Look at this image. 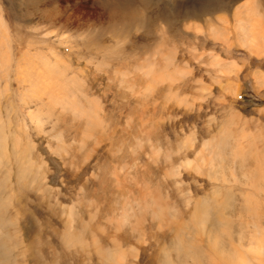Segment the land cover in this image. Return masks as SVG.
<instances>
[{
    "label": "rangeland",
    "instance_id": "374dc122",
    "mask_svg": "<svg viewBox=\"0 0 264 264\" xmlns=\"http://www.w3.org/2000/svg\"><path fill=\"white\" fill-rule=\"evenodd\" d=\"M0 264H264V0H0Z\"/></svg>",
    "mask_w": 264,
    "mask_h": 264
},
{
    "label": "bare ground",
    "instance_id": "6f19581e",
    "mask_svg": "<svg viewBox=\"0 0 264 264\" xmlns=\"http://www.w3.org/2000/svg\"><path fill=\"white\" fill-rule=\"evenodd\" d=\"M227 2V1H226ZM213 5V4H212ZM227 6V5H226ZM260 248H261V250H263V245L262 246H260ZM260 257H262V256H260Z\"/></svg>",
    "mask_w": 264,
    "mask_h": 264
}]
</instances>
